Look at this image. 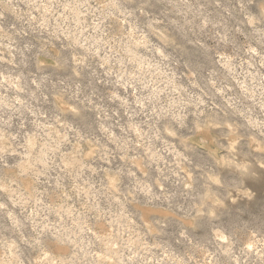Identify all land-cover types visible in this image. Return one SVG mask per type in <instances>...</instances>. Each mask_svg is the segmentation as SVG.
<instances>
[{
    "label": "clouds",
    "instance_id": "obj_1",
    "mask_svg": "<svg viewBox=\"0 0 264 264\" xmlns=\"http://www.w3.org/2000/svg\"><path fill=\"white\" fill-rule=\"evenodd\" d=\"M0 264H264V0H0Z\"/></svg>",
    "mask_w": 264,
    "mask_h": 264
}]
</instances>
